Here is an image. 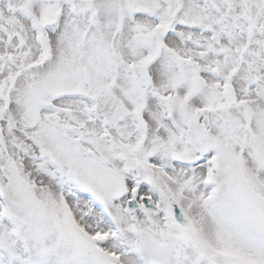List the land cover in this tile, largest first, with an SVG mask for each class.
Wrapping results in <instances>:
<instances>
[{
    "label": "snow or ice",
    "instance_id": "1",
    "mask_svg": "<svg viewBox=\"0 0 264 264\" xmlns=\"http://www.w3.org/2000/svg\"><path fill=\"white\" fill-rule=\"evenodd\" d=\"M0 264H264V0H0Z\"/></svg>",
    "mask_w": 264,
    "mask_h": 264
}]
</instances>
